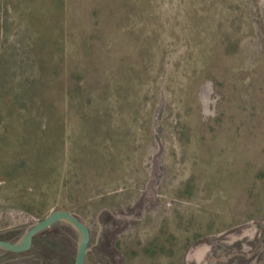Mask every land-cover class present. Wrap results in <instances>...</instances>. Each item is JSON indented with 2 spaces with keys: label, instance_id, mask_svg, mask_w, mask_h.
Returning <instances> with one entry per match:
<instances>
[{
  "label": "rangeland",
  "instance_id": "rangeland-1",
  "mask_svg": "<svg viewBox=\"0 0 264 264\" xmlns=\"http://www.w3.org/2000/svg\"><path fill=\"white\" fill-rule=\"evenodd\" d=\"M60 210L86 264H264V0H0V237Z\"/></svg>",
  "mask_w": 264,
  "mask_h": 264
},
{
  "label": "water",
  "instance_id": "water-1",
  "mask_svg": "<svg viewBox=\"0 0 264 264\" xmlns=\"http://www.w3.org/2000/svg\"><path fill=\"white\" fill-rule=\"evenodd\" d=\"M65 221L71 224L80 234V245L75 264H86L87 253L91 240V232L87 225L75 214L60 210L55 211L42 221L31 226L20 242L0 241V249H6L14 252L27 251L31 248L33 237L41 232L51 228L54 224Z\"/></svg>",
  "mask_w": 264,
  "mask_h": 264
},
{
  "label": "flooded vegetation",
  "instance_id": "flooded-vegetation-1",
  "mask_svg": "<svg viewBox=\"0 0 264 264\" xmlns=\"http://www.w3.org/2000/svg\"><path fill=\"white\" fill-rule=\"evenodd\" d=\"M50 229V228H49ZM48 229V230H49ZM41 232L33 237V243L29 250L14 252L6 249H0V264H42L43 262L39 260L40 254L36 251V243L38 239L42 241L46 235V232ZM1 240H6L10 242H20L21 240L8 238L5 236L0 237ZM3 251V252H1Z\"/></svg>",
  "mask_w": 264,
  "mask_h": 264
}]
</instances>
